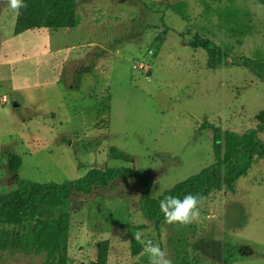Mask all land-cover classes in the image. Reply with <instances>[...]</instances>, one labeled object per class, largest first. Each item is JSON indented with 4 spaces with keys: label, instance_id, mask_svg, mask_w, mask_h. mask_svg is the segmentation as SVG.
<instances>
[{
    "label": "rangeland",
    "instance_id": "obj_1",
    "mask_svg": "<svg viewBox=\"0 0 264 264\" xmlns=\"http://www.w3.org/2000/svg\"><path fill=\"white\" fill-rule=\"evenodd\" d=\"M17 12L0 0V195L16 178L77 180L92 168H143L151 198L215 162L205 123L264 140V80L242 63L264 59V5L254 0H78L73 29L14 34ZM209 40L222 64L190 44ZM8 102L3 103L2 97ZM17 104V106L15 105ZM129 159H118L112 149ZM8 153L19 155L18 176ZM136 178L72 198L69 264H149L133 234L166 250L172 264H264V158L231 187L213 191L188 225H147ZM34 221L0 223V264H45Z\"/></svg>",
    "mask_w": 264,
    "mask_h": 264
},
{
    "label": "trees",
    "instance_id": "obj_2",
    "mask_svg": "<svg viewBox=\"0 0 264 264\" xmlns=\"http://www.w3.org/2000/svg\"><path fill=\"white\" fill-rule=\"evenodd\" d=\"M264 5V0H254ZM26 8L17 13L14 34L46 29H73L77 24L78 0H24ZM195 49H203L208 54V67L215 69L222 64L221 48L209 40H194L190 44ZM245 67L254 70L264 80V59L243 57ZM213 133V151L215 162L198 174L176 184L158 198L149 196L154 183V174L143 168H92L77 180H67L61 184L55 182L38 183L16 178L18 188L0 195V223L9 225L34 221L38 227L35 245L46 249L45 264H69L67 238L70 228L71 203L76 194L92 195L111 187L120 178H136L141 183L143 195L139 207L146 216L148 224L135 229L159 227L164 222V214L159 209V201L164 196H177L181 199L187 193L199 194L207 199L213 191L231 187L251 168L255 157L264 158V140L259 128H250L242 133L223 129L205 123ZM118 159L129 157L112 149ZM23 165L19 155L8 153V167L18 176ZM203 200V201H204ZM132 254H141V244L132 241ZM110 241L99 243L96 259L81 264H108Z\"/></svg>",
    "mask_w": 264,
    "mask_h": 264
},
{
    "label": "clouds",
    "instance_id": "obj_3",
    "mask_svg": "<svg viewBox=\"0 0 264 264\" xmlns=\"http://www.w3.org/2000/svg\"><path fill=\"white\" fill-rule=\"evenodd\" d=\"M7 3L17 13L21 8L27 7L24 0H7ZM203 200L202 195L192 193L185 194L182 199L177 196H164L159 201V209L164 214L167 224L188 225L199 219V205ZM133 236L138 243L143 245V253L148 256L149 264H172L167 251L162 250L159 244H154L151 240H143L141 232H136Z\"/></svg>",
    "mask_w": 264,
    "mask_h": 264
},
{
    "label": "built area",
    "instance_id": "obj_4",
    "mask_svg": "<svg viewBox=\"0 0 264 264\" xmlns=\"http://www.w3.org/2000/svg\"><path fill=\"white\" fill-rule=\"evenodd\" d=\"M2 102H3V103H7V102H8V98H7V96H3V97H2Z\"/></svg>",
    "mask_w": 264,
    "mask_h": 264
},
{
    "label": "water",
    "instance_id": "obj_5",
    "mask_svg": "<svg viewBox=\"0 0 264 264\" xmlns=\"http://www.w3.org/2000/svg\"><path fill=\"white\" fill-rule=\"evenodd\" d=\"M16 106H17V104H16Z\"/></svg>",
    "mask_w": 264,
    "mask_h": 264
},
{
    "label": "crops",
    "instance_id": "obj_6",
    "mask_svg": "<svg viewBox=\"0 0 264 264\" xmlns=\"http://www.w3.org/2000/svg\"><path fill=\"white\" fill-rule=\"evenodd\" d=\"M16 105V104H15Z\"/></svg>",
    "mask_w": 264,
    "mask_h": 264
}]
</instances>
